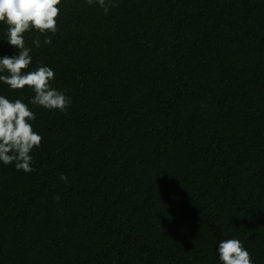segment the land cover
<instances>
[{
  "label": "trees",
  "instance_id": "trees-1",
  "mask_svg": "<svg viewBox=\"0 0 264 264\" xmlns=\"http://www.w3.org/2000/svg\"><path fill=\"white\" fill-rule=\"evenodd\" d=\"M110 3L23 34L67 111L0 81L42 136L34 171L0 161V264H222L230 238L264 264V0Z\"/></svg>",
  "mask_w": 264,
  "mask_h": 264
},
{
  "label": "clouds",
  "instance_id": "clouds-1",
  "mask_svg": "<svg viewBox=\"0 0 264 264\" xmlns=\"http://www.w3.org/2000/svg\"><path fill=\"white\" fill-rule=\"evenodd\" d=\"M87 3L90 6L98 4L105 15L113 6L110 0H87ZM60 4L61 0H0V22L8 26L6 41L18 50L16 55L0 57V73L7 72V75H0V81L12 90H22L25 86L31 88L35 94L29 101L32 105L65 112L70 106V99L52 87L51 81L55 79L53 69L38 65L35 70L25 71L32 63V56L23 35L32 29L41 34H55L58 31ZM44 43L50 44L51 38H46ZM33 44L40 46L38 37ZM35 119L36 114L21 99L10 101L0 95V161L4 165L14 163L16 170L24 172L35 170L31 166V152L42 142V136L32 127L31 122ZM60 179L67 181V176L62 174ZM54 199L59 200L60 197ZM217 252L222 264H253L250 253L239 239L221 240Z\"/></svg>",
  "mask_w": 264,
  "mask_h": 264
}]
</instances>
